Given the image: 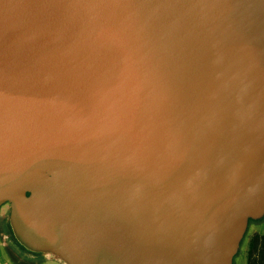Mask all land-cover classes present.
<instances>
[{"label":"water","instance_id":"water-1","mask_svg":"<svg viewBox=\"0 0 264 264\" xmlns=\"http://www.w3.org/2000/svg\"><path fill=\"white\" fill-rule=\"evenodd\" d=\"M0 210L13 256L232 264L264 217V0H0Z\"/></svg>","mask_w":264,"mask_h":264},{"label":"rangeland","instance_id":"rangeland-1","mask_svg":"<svg viewBox=\"0 0 264 264\" xmlns=\"http://www.w3.org/2000/svg\"><path fill=\"white\" fill-rule=\"evenodd\" d=\"M1 213V210H0ZM1 231V228H0ZM264 231V217L263 219L259 221H250L248 223V227L246 230V233L244 235L245 241L240 243V249L238 253L233 258L232 264H246V251H247V239L251 237L254 233H261ZM248 232V233H247ZM1 234V233H0ZM0 243H2V238L0 235ZM242 246V248H241ZM0 254L2 258L8 263V264H61L59 261L54 260L52 258L44 257L42 255H27L23 252L22 249H20L18 246H16V250L14 252V256L10 253V250L0 245Z\"/></svg>","mask_w":264,"mask_h":264},{"label":"trees","instance_id":"trees-1","mask_svg":"<svg viewBox=\"0 0 264 264\" xmlns=\"http://www.w3.org/2000/svg\"><path fill=\"white\" fill-rule=\"evenodd\" d=\"M246 252V264H264V231L249 237Z\"/></svg>","mask_w":264,"mask_h":264}]
</instances>
